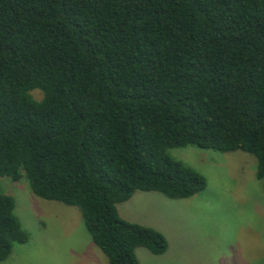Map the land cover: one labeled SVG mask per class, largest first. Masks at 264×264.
<instances>
[{"label":"trees","instance_id":"1","mask_svg":"<svg viewBox=\"0 0 264 264\" xmlns=\"http://www.w3.org/2000/svg\"><path fill=\"white\" fill-rule=\"evenodd\" d=\"M186 147L253 156L264 193V0H0V181L77 208L108 264H139L167 239L117 206L203 192L170 154ZM28 240L0 190V262Z\"/></svg>","mask_w":264,"mask_h":264},{"label":"rangeland","instance_id":"2","mask_svg":"<svg viewBox=\"0 0 264 264\" xmlns=\"http://www.w3.org/2000/svg\"><path fill=\"white\" fill-rule=\"evenodd\" d=\"M32 97L42 95L35 91ZM170 154L201 174L206 188L181 201L137 192L117 206L125 221L167 239L168 250L161 256L137 250L139 264H264V193L255 178V158L194 147ZM0 190L14 199L15 215L29 237L0 264H108L77 208L36 197L25 179L4 178Z\"/></svg>","mask_w":264,"mask_h":264}]
</instances>
